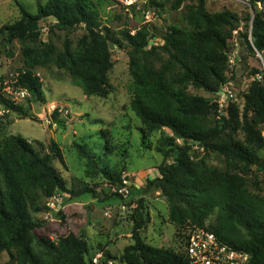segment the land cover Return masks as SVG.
<instances>
[{"label":"trees","instance_id":"16d2710c","mask_svg":"<svg viewBox=\"0 0 264 264\" xmlns=\"http://www.w3.org/2000/svg\"><path fill=\"white\" fill-rule=\"evenodd\" d=\"M182 3L175 0L173 9H180ZM249 3L254 14L241 17L228 10L211 13L206 0H193L185 13L189 30L173 26L159 36L147 25L134 33L123 29L111 35L90 0H48L38 4L36 14L20 5L19 19L0 26V51L11 56L9 47L20 44L23 69L19 86L37 101L44 100V93L34 73L51 67L68 73L85 96L107 98L112 92L109 75L114 67L110 46L126 45L132 77L130 108L143 125V144L150 133L164 128L183 142L166 140L159 151L172 162L160 165L158 176L148 180L144 190L134 187L135 191L161 192L169 202L168 222L179 237L184 238L191 227L206 228L226 245L250 254V264H264V190L257 180L264 175V159L259 155L264 150V76L261 82L253 80L242 103H230L223 115L219 116L214 102L222 86L231 82L228 47L235 31L243 29L240 35L248 49L264 59V11L257 9L258 4L264 6V0ZM149 5L163 7L153 0ZM49 19L54 22L51 32H66L62 47L52 39H42L41 23ZM78 28L83 34L73 43L70 34ZM4 82L0 78L3 110L26 115L22 106L6 97ZM190 89L212 97L193 94ZM52 118L55 124L64 125L57 112ZM3 126L0 118V130ZM193 145L204 153L222 156L224 171L194 157ZM49 149L42 153L20 135L0 140V259L7 254L6 264H90L91 260H86L89 245L83 236L68 232L53 241L48 235L37 234L46 222L33 214L51 212L42 207V198L92 193L68 188L53 164L56 160L64 164L62 149L54 139ZM77 150L88 167L95 169L87 147L77 145ZM252 174L254 187L248 179ZM113 181L123 185L121 177ZM144 209L143 200L138 201L133 244L124 249L120 264H188L181 251L145 243L142 230L149 216ZM213 217L214 224L207 225ZM106 257L117 261L109 253Z\"/></svg>","mask_w":264,"mask_h":264},{"label":"rangeland","instance_id":"374dc122","mask_svg":"<svg viewBox=\"0 0 264 264\" xmlns=\"http://www.w3.org/2000/svg\"><path fill=\"white\" fill-rule=\"evenodd\" d=\"M90 1L98 10L103 27L108 28L113 36L123 29L134 33L143 25H147L157 36L173 26L184 30L190 28L185 13L186 7L191 5L193 0H183L178 10L173 9L175 0H153L163 7L151 6L148 0L145 4L129 10L121 9L109 0ZM47 2L48 0H0V26L19 19L20 5L36 14L38 4L44 5ZM206 7L211 13L228 10L241 17L252 15L254 10L249 0H206ZM257 9L264 11V6L258 4ZM53 23L52 19L41 23L42 39H52L58 47H62L66 32H51ZM239 30L241 31L234 32V38L229 41L228 76L241 104L243 94L253 81L255 73L264 71V59L248 49L240 35L244 30ZM82 34L83 30L78 28L71 32L70 39L76 43ZM110 48L114 67L109 75L112 92L107 98L85 96L83 90L74 86L69 74L63 70L56 67L39 68L34 74L42 78L44 100L37 101L30 96L21 101L18 105L26 110L27 114L24 116L4 111L0 106V118L4 122L0 130V140L10 135H20L37 150L49 153L51 140L54 139L62 149L64 164L57 160L53 164L66 180L68 188L76 192L92 191L76 198L67 193L57 194L52 198L54 209L49 206L52 199L42 198V207H49L51 212L49 216L48 213L33 214L46 222L37 231L38 235H48L53 241H57L60 236L73 232L83 236L88 242V262L99 254L106 257L107 253L119 261L124 249L133 244L134 216L138 210V201L143 200V211L149 216L142 230L145 243L182 252L184 238L179 237L175 226L168 222L167 199L160 191L140 193L135 191L134 187L144 190L147 181L158 176L159 166L172 162L171 158L164 157L163 151H159L167 144V139L173 138L179 145L183 142L176 139L169 129L164 128L150 133L143 144V125L130 108L131 96L128 89L132 77L129 48L124 44L120 48ZM9 50L11 56H7L5 51H0V78L6 81L3 83L4 88L12 75L23 69L20 44H12ZM190 92L212 97L201 90L190 89ZM52 106L67 108L69 113L62 117L63 126L54 123ZM107 132V137H104ZM262 135L264 136V126ZM77 145L86 146L92 153L95 169L88 167V161L80 156ZM192 154L194 157L199 156V159H205L209 166L224 171L222 156L204 153L196 145H193ZM259 155L264 159V150L260 151ZM253 176L254 174L248 178L252 183L250 187H254ZM118 177H121L123 185L113 181ZM257 180L264 190V175H259ZM214 222L213 217L207 225H213ZM7 262L8 256L3 254L0 264Z\"/></svg>","mask_w":264,"mask_h":264},{"label":"built area","instance_id":"2783aa9c","mask_svg":"<svg viewBox=\"0 0 264 264\" xmlns=\"http://www.w3.org/2000/svg\"><path fill=\"white\" fill-rule=\"evenodd\" d=\"M111 1L119 8L129 10L132 6H140L141 4H145L148 0ZM257 54L262 58L261 54ZM35 75L42 81V78L38 74ZM263 76L264 71L255 74L253 80L261 82ZM4 90L6 97L11 99L15 104H19L21 101L31 96L27 89L19 86V72L11 76L8 83H6ZM235 101H237V96L234 89L231 87V84L228 83L223 85L220 91L216 94L214 100L217 104L219 116L223 115L228 105ZM55 112L58 113L61 119L69 113L65 106H52V114ZM53 200L54 199H52V202L49 204L52 209L55 208ZM182 253L188 264H250L251 261L250 254L233 249L223 243L214 232L196 226L191 227L186 231ZM90 264H120V262L108 259L104 257L103 254H99L91 259Z\"/></svg>","mask_w":264,"mask_h":264},{"label":"crops","instance_id":"0c3cea01","mask_svg":"<svg viewBox=\"0 0 264 264\" xmlns=\"http://www.w3.org/2000/svg\"><path fill=\"white\" fill-rule=\"evenodd\" d=\"M58 208H60V206ZM61 208H62V206H61ZM48 216H49V214H48Z\"/></svg>","mask_w":264,"mask_h":264},{"label":"water","instance_id":"95a60500","mask_svg":"<svg viewBox=\"0 0 264 264\" xmlns=\"http://www.w3.org/2000/svg\"><path fill=\"white\" fill-rule=\"evenodd\" d=\"M253 14H254V10H252Z\"/></svg>","mask_w":264,"mask_h":264}]
</instances>
